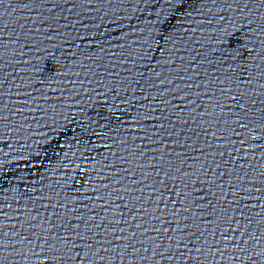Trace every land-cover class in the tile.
<instances>
[{
    "label": "water",
    "instance_id": "obj_1",
    "mask_svg": "<svg viewBox=\"0 0 264 264\" xmlns=\"http://www.w3.org/2000/svg\"><path fill=\"white\" fill-rule=\"evenodd\" d=\"M0 264H264V0H0Z\"/></svg>",
    "mask_w": 264,
    "mask_h": 264
}]
</instances>
